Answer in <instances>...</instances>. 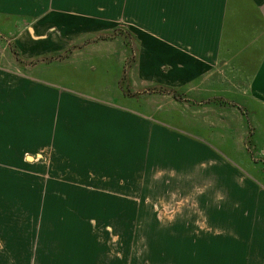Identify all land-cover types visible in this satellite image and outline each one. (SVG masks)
<instances>
[{"label": "crops", "instance_id": "crops-1", "mask_svg": "<svg viewBox=\"0 0 264 264\" xmlns=\"http://www.w3.org/2000/svg\"><path fill=\"white\" fill-rule=\"evenodd\" d=\"M106 6L0 0V169L20 173L22 156L39 157L49 183H82L83 209L95 214L122 183H164L170 167L190 171L189 183H233L234 156L264 153V0ZM202 168L209 175L195 174ZM91 183L104 188L91 195ZM209 220L217 224V206ZM52 233L73 247L68 259H100L97 229ZM177 233L164 250L200 264V240ZM217 242L208 264H218Z\"/></svg>", "mask_w": 264, "mask_h": 264}, {"label": "rangeland", "instance_id": "rangeland-1", "mask_svg": "<svg viewBox=\"0 0 264 264\" xmlns=\"http://www.w3.org/2000/svg\"><path fill=\"white\" fill-rule=\"evenodd\" d=\"M113 1L106 0V7H112ZM249 150L251 155L232 159L240 168L234 171L233 183H221L220 178L218 183H189L190 171L182 177L174 166L164 183H122V196L102 199L103 212L98 214L92 205L87 212L83 209L82 183H49L40 162L38 168L33 166L40 158L22 156L20 173L0 169V264H79L65 256L73 247L60 244L52 230L87 228L97 229L104 241L95 264H177V252H166L168 244L163 243L177 245L178 228L186 229L192 240H200L197 249L201 251L195 254L200 264L209 263L212 239L218 241V264H264V153L259 147ZM221 170L218 164L219 177ZM195 174L209 175V170L202 168ZM99 185L91 183V195L103 190ZM135 191L137 198L130 196ZM133 199L138 201V212ZM115 200L121 202L115 204ZM215 206L217 224L209 220L210 208ZM150 227L164 235L146 234Z\"/></svg>", "mask_w": 264, "mask_h": 264}]
</instances>
